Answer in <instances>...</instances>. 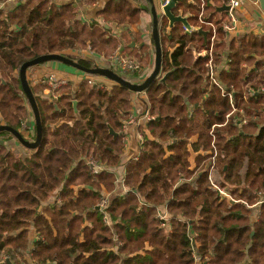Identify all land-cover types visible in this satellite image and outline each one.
Masks as SVG:
<instances>
[{"label": "trees", "instance_id": "obj_1", "mask_svg": "<svg viewBox=\"0 0 264 264\" xmlns=\"http://www.w3.org/2000/svg\"><path fill=\"white\" fill-rule=\"evenodd\" d=\"M221 7L179 0L172 13L187 18L191 34H183L181 23L170 29L167 19L160 21L162 72L169 76L146 91L153 139L145 136L139 158L126 166L128 193L111 198L105 209L99 204L116 190L108 169L121 164L132 92L86 81L76 92L63 88L51 103L31 86L40 146L17 154L0 145V263L264 264V35L229 40ZM146 9L145 0H111L96 14L104 26L83 23L74 5L52 0L0 10V125L25 136L29 104L18 74L24 63L63 55L92 68L86 53L109 60L131 50L127 34L115 37L106 27L135 25ZM196 27L207 32L206 42ZM213 31L218 81L234 95L237 110L228 119L230 100L217 87L209 91L207 60L197 56ZM147 60L145 52H131L128 61L137 69L124 78L138 75ZM26 140H36V128ZM90 161L105 171L93 174ZM211 173L226 196L214 188ZM159 208L170 217L168 230L157 219Z\"/></svg>", "mask_w": 264, "mask_h": 264}, {"label": "crops", "instance_id": "obj_2", "mask_svg": "<svg viewBox=\"0 0 264 264\" xmlns=\"http://www.w3.org/2000/svg\"><path fill=\"white\" fill-rule=\"evenodd\" d=\"M52 1L57 4H64L62 0H52ZM83 1L84 3L82 2V4H80L79 7L78 5L75 6V10L77 11V13H79L78 18L81 19L83 23H86L88 25H90L92 21H96L98 25L104 26L103 23H101L100 21L103 19L97 18L96 14L111 0H83ZM186 1L187 4L190 5L191 4L193 5L194 3V0H186ZM240 1H241V7L237 12V17L239 20V30H238L239 35L235 36L233 34L231 35L227 34V38L229 40H234L252 35L263 36L264 12L262 11L259 3L256 0H240ZM210 2L211 3L214 2V4L219 5V7L220 6L223 7L226 5V0L225 3L223 2V0H213V2L212 0H210ZM75 3L76 2H72L71 4H75ZM160 3L161 0H156L155 2L158 11L160 9ZM181 11L183 12L184 9H181ZM219 14H226V13H219ZM181 15L182 14H180L179 16ZM163 18L165 17L162 18L160 17V21H162ZM168 24H169V20H168ZM106 28H108L110 30V33L115 37H120L124 33L127 34L129 36L128 39L131 40V44H130L131 50L126 51L125 53L121 51L120 52L121 54L118 53L121 60L122 59L130 60L131 52L133 53L139 52V54H143V52H145L146 56L148 57L147 63L144 66H142L143 68L142 67L140 68L138 75H134L131 80H128L131 81L132 83H143L152 74L155 68V60H156V49L152 37L151 17L147 9L142 13V17L140 21L135 25L120 26L116 23H113L107 26ZM170 29L172 28L170 27ZM185 29L186 27L183 25L184 35H185ZM193 31L194 33L199 31L198 33H201L204 36L205 42L207 41L208 38L207 32H205L202 29H199L198 27L194 28ZM204 33L206 36L204 35ZM160 38H161V34H160ZM133 44L134 46H132ZM169 49H171V47ZM171 51H174V48ZM85 56L92 59L94 65L102 68L111 69L114 72H116L118 75L123 76L120 73L121 63L116 59L113 60V57L109 60H106L103 57L93 56L87 53L85 54ZM225 64L226 63H224L223 65ZM248 70L251 71L252 68H249ZM50 74H54L58 80L63 82V85L60 89V93H62L63 88H67V87H70L74 92H76L82 83L86 81L88 82L89 78L92 81H94V84H96L99 88L102 89L106 88L110 90L113 87L117 86L114 82L103 77L89 76V78H87V75L85 73L59 63H47L44 65L33 67L30 70H28L27 78L30 83V86L39 87V90L41 91L42 86L39 84L40 80L44 79ZM164 75L167 74H164L161 71L160 78L163 77ZM148 105L149 102L146 92L132 93V110L127 120L129 125L126 130L122 129L123 130L122 142L124 148L121 156L122 158L121 164L118 168L108 169L110 173H113L115 175L117 181L116 190L114 194L105 192L107 193L106 196L109 197V200L114 197H124L128 193V189L125 187L123 183L124 178L126 176V166L132 159L136 160L139 158L140 149L145 140V136L148 137L150 140L153 139V137L151 136L150 132L147 129L148 123L151 120V119L148 120L147 117L150 116L153 119V117L149 113ZM27 109L29 112V117L25 122L26 128L22 127L21 131L25 135L24 136L25 139L29 140V136H33V134H35L36 127H35L34 115L30 106L27 105ZM193 113H194V109H191L189 115L192 116ZM1 121H2V116L0 113V122ZM4 139H6V141H4ZM197 139H198L197 136L193 137L191 143L196 142ZM1 141H3V144L6 146V148L12 150L17 154H23L27 150L10 133H1L0 142ZM200 154L205 155L206 153L201 152ZM168 155H170L169 152L167 153V156ZM196 157L197 154H192L190 158L191 169H194L196 167ZM56 197L57 195L55 196V198L53 196L52 200L51 201L49 200V202L46 205L53 204ZM146 250L149 251L151 250L149 245L146 246ZM29 263L31 264V261Z\"/></svg>", "mask_w": 264, "mask_h": 264}, {"label": "water", "instance_id": "obj_3", "mask_svg": "<svg viewBox=\"0 0 264 264\" xmlns=\"http://www.w3.org/2000/svg\"><path fill=\"white\" fill-rule=\"evenodd\" d=\"M147 5V11L151 17V24H152V37L155 44L156 49V60H155V68L152 72V74L143 82V83H132L131 81H128L124 77L118 75L116 72H114L111 69L108 68H102L98 67L96 65H93L92 68H85L81 66L76 61L65 57L63 55H44L41 57H38L32 61H29L27 63H24L20 69H19V77L22 85V89L24 92V95L27 98V102L33 112L34 120H35V127H36V140L34 142L27 141L18 131L14 130L11 127L0 125V134L1 133H10L15 139L26 149L29 150H35L37 149L42 141V123H41V116L39 107L37 104V101L35 99V96L33 95V92L31 90L30 83L27 78V72L33 67L47 64V63H59L62 65H66L70 68H73L75 70L81 71L85 73L88 76H96V77H103L106 78L112 82H114L116 85L125 87L132 93H143L146 92L149 87L159 80L161 83H165L169 74L161 76L162 71V46H161V38H160V15L159 11L156 7L155 0H145ZM179 0H170L169 4L163 9L164 17L169 20V25L172 28L174 24L176 23H182L187 29H190L186 18L182 17H175L172 13V10L177 6ZM262 11L264 12V0H256ZM229 11V7L227 5L221 7L220 13H227ZM205 35V33H204ZM206 36V35H205ZM134 46V44L132 45ZM74 105V111L79 118L78 111H77V102L73 103ZM111 134L114 135L113 131L110 130ZM3 144V141L0 142V145ZM3 264V263H0ZM7 264H10L9 261H7Z\"/></svg>", "mask_w": 264, "mask_h": 264}, {"label": "built area", "instance_id": "obj_4", "mask_svg": "<svg viewBox=\"0 0 264 264\" xmlns=\"http://www.w3.org/2000/svg\"><path fill=\"white\" fill-rule=\"evenodd\" d=\"M24 1L25 0H3L0 6V10L1 9L3 10L12 9L15 6H17L19 3L24 2ZM62 1L64 2V4L65 3L71 4L72 2H76L75 4H72V5L74 6L78 5V7L81 4V0L80 1L79 0H62ZM169 2L170 0H161L160 9H159V15L161 18L164 17L163 9L169 4ZM226 5L229 7V11L226 13V18L222 25L223 30L229 35L233 34L235 36H238L239 35V31H238L239 30V20L237 17V12L239 8L241 7V1L240 0H226ZM191 33H192V30H189L187 28L185 29V35L191 34ZM216 41H217V31H213L210 44L205 48V50L200 52L197 56L205 58L207 60L206 66L209 68V72H208V81L210 85L209 91L213 87L219 88L221 90L222 96L228 97L230 100V103L233 108V112L231 114H236L237 110L234 106V101H233L234 95L232 96L231 93H227V90L218 81V72L216 71L217 69L214 64V47H215ZM119 62L121 63L120 64L121 65V68H120L121 75H124V73L127 70L130 71L133 69H137V66L132 61H127L125 59H122V60H119ZM88 82L89 84H94V81H92L91 79L90 80L88 79ZM39 84L45 88L44 94L47 96L46 98L49 102L55 103L56 101H58V99L60 98V89L63 85L62 81L58 80L54 74H50L44 79L40 80ZM240 113L243 114L242 111ZM231 114L227 117V119L230 118ZM147 118L148 120L152 119L150 116H148ZM242 124H246V121H242ZM128 125H129L128 122L125 123L123 126V129L126 130ZM23 127L26 128V125L24 124ZM215 158H217V153H215L214 155V159ZM89 165H91L93 174L97 175L101 173L102 171H105V168L103 166H99L97 162L95 161H90ZM211 175L214 176L213 173H211ZM211 175L209 177V180L213 183L214 188L218 190L220 194L225 195V192L220 190L218 186H216V184L212 180ZM108 203H109V197H105L99 204L100 209H105L108 206ZM159 209L160 210L157 214V219L160 221L161 227L163 229L168 230L170 228V222H169L170 217L164 208H159ZM104 220L106 224L110 225V221L107 216L104 217Z\"/></svg>", "mask_w": 264, "mask_h": 264}, {"label": "rangeland", "instance_id": "obj_5", "mask_svg": "<svg viewBox=\"0 0 264 264\" xmlns=\"http://www.w3.org/2000/svg\"><path fill=\"white\" fill-rule=\"evenodd\" d=\"M155 1H156V0H155ZM142 6H143V5H142ZM76 13H77V11H76ZM100 21H101V23H103V25H104V21H103V20H100ZM88 50H90V49H88ZM67 53H68V52H67ZM69 53H71V52H69ZM69 53H68V54H69ZM114 56H115V57H114ZM114 56H113V60L116 59V60L119 61L120 56H119L118 52H116ZM84 57H86L85 54H84ZM120 60H121V59H120ZM125 60H126V59H125ZM127 61H128V60H127ZM41 89H42V90L39 91V94L41 95V98H45V97H47V96L44 94V92H45V88L42 86ZM232 115H234V114H231V116H232ZM236 119H237V118H236ZM127 122H128V121H126L125 123H127ZM125 123H124V124H125ZM123 126H124V125H123ZM214 160H215V159H214ZM209 177H210V176H209ZM211 177H212V180H214V176L211 175ZM216 182L219 183L218 181H216ZM216 182H215V180H214V183H216ZM232 197H233V196H232ZM233 198H234V197H233ZM257 208H258V207H257ZM159 210H160V209H159ZM159 210H158V212H159Z\"/></svg>", "mask_w": 264, "mask_h": 264}, {"label": "flooded vegetation", "instance_id": "obj_6", "mask_svg": "<svg viewBox=\"0 0 264 264\" xmlns=\"http://www.w3.org/2000/svg\"><path fill=\"white\" fill-rule=\"evenodd\" d=\"M21 3H22V2H21ZM1 4H2V3H1ZM1 4H0V6H1ZM19 4H20V3H19ZM19 4H18V5H19ZM18 5H17V6H18ZM17 6H15V7L12 8V9H9V10H3V9H1V10H3V11H12V10H14L15 8H17Z\"/></svg>", "mask_w": 264, "mask_h": 264}]
</instances>
